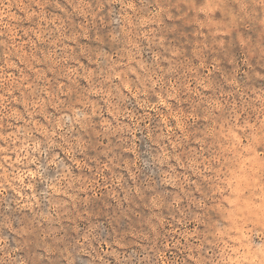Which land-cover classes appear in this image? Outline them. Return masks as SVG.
<instances>
[{"label":"rangeland","instance_id":"1","mask_svg":"<svg viewBox=\"0 0 264 264\" xmlns=\"http://www.w3.org/2000/svg\"><path fill=\"white\" fill-rule=\"evenodd\" d=\"M221 136L259 204L264 0H0V264L217 259L199 161Z\"/></svg>","mask_w":264,"mask_h":264},{"label":"clouds","instance_id":"2","mask_svg":"<svg viewBox=\"0 0 264 264\" xmlns=\"http://www.w3.org/2000/svg\"><path fill=\"white\" fill-rule=\"evenodd\" d=\"M234 130L240 135L238 129ZM244 148L245 141L241 138L238 146L240 156L235 157L232 144H225L221 136V143L215 145V152L205 155L199 161L200 175L210 178L212 183L211 188L201 193L204 209L215 219V226L208 237V246L212 247V241L219 239L225 250L218 252V258L213 260L204 246L197 243L196 247L189 249L193 253V264H264V245L251 250L244 242L246 233L242 231L247 229L249 224L264 227V185L259 186L260 194L256 196L259 204L248 206L241 199L244 192L248 191L237 182V177L245 174L237 163L239 159L247 158ZM254 151L264 152V148L257 145ZM245 171L251 172V169ZM252 175L254 176V173ZM222 222L227 227H222ZM229 240L232 245H228Z\"/></svg>","mask_w":264,"mask_h":264}]
</instances>
